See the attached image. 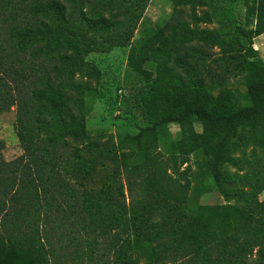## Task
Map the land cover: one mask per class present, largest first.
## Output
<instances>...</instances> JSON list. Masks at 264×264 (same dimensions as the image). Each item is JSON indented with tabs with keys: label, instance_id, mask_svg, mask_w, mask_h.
I'll return each instance as SVG.
<instances>
[{
	"label": "trees",
	"instance_id": "1",
	"mask_svg": "<svg viewBox=\"0 0 264 264\" xmlns=\"http://www.w3.org/2000/svg\"><path fill=\"white\" fill-rule=\"evenodd\" d=\"M149 1L0 0V113L14 92L25 153L18 174H0L8 245L0 264H56L51 234L62 238L66 229L77 233L74 245L96 249L104 239L114 264H264L262 161L247 175L222 171L238 165V142L264 148V60L253 43L264 34V0L250 5L255 27L240 29L244 50L227 32L200 27L213 22L212 13L197 11L207 0H171L191 8V22L168 23L151 42L133 43ZM127 46L129 65L148 83L141 106L149 125L120 141L93 138L86 58ZM240 76L243 106L226 86ZM173 124L178 135L162 150L159 135ZM4 147L0 140V163ZM193 155L229 203L190 206Z\"/></svg>",
	"mask_w": 264,
	"mask_h": 264
},
{
	"label": "rangeland",
	"instance_id": "2",
	"mask_svg": "<svg viewBox=\"0 0 264 264\" xmlns=\"http://www.w3.org/2000/svg\"><path fill=\"white\" fill-rule=\"evenodd\" d=\"M97 1V0H95ZM206 7H197L198 13L209 11L213 15L211 24H200V27L211 30H221L227 32L232 46L238 49H245L246 36L240 29L249 30L257 23V15L250 14L252 0H207ZM106 16H111L109 13ZM191 22V8L177 6L171 0H150L140 23L138 24L133 43L151 42L156 33L168 23ZM194 26V24H192ZM254 48L257 49L264 60V34L253 40ZM192 47L202 48L212 55L218 56L220 48H206L200 44H192ZM244 47V48H243ZM130 46L114 47L110 50L99 51L87 56V67L90 74L85 77L84 82L91 91V95L86 104L87 129L93 138L101 140L113 139L120 141L126 135H136L140 130L149 125V121L143 113L141 101L143 93L147 90L148 83L129 65L128 57ZM192 60V58H190ZM227 88L234 92L237 105L248 104L246 100V80L243 76L230 78L227 80ZM215 94L219 91L215 90ZM17 118V102L15 93L11 92L3 98L2 111L0 113V140L5 142L0 163V174L11 176L18 174L25 164V153L16 133L15 124ZM197 130L201 131L200 124ZM179 132L177 125H169L160 135V148L163 150L167 143L176 138ZM238 148L233 152V156L239 160L238 165L227 163L222 171L228 175H247L251 172V167L262 161L261 172L264 173V148H256L252 145H244L240 142ZM196 156H191L189 163L192 166V174L189 175L191 188L189 192L190 206L198 205H225L229 203L219 190L216 180L211 176L208 167L201 160L195 162ZM187 165V164H186ZM182 166V170L186 168ZM124 184L127 181L124 179ZM239 187L249 186L239 184ZM231 187V186H229ZM260 199L264 200V190L260 194ZM234 203V202H232ZM69 229L64 231L62 238L51 234L50 241L56 247V264H114L112 256L108 253L104 239H100L99 248H90L85 244L74 245L75 241L68 236ZM80 238L87 237L81 233ZM94 241V235H90ZM6 237L0 227V261L7 250ZM107 252V253H106ZM94 254L90 262L87 255ZM78 255L81 257L79 259ZM78 257V258H77Z\"/></svg>",
	"mask_w": 264,
	"mask_h": 264
}]
</instances>
